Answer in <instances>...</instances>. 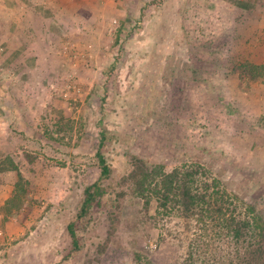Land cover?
Returning a JSON list of instances; mask_svg holds the SVG:
<instances>
[{
	"label": "rangeland",
	"instance_id": "rangeland-1",
	"mask_svg": "<svg viewBox=\"0 0 264 264\" xmlns=\"http://www.w3.org/2000/svg\"><path fill=\"white\" fill-rule=\"evenodd\" d=\"M2 1L17 8L22 0ZM231 1L104 0L98 28L75 27L74 38L64 28L66 10L56 14L65 62L55 90L37 87L18 101H51L58 118L42 127L40 156L0 160L9 159L0 177L7 186L0 188V264H135V252L154 264L183 260L193 223L150 214L137 224L141 201L133 197L122 202L108 241L106 214L93 211L78 233L82 249L65 259L67 225L99 175L101 137L114 173L132 156L166 172L200 167L264 221V72L253 83L247 59L235 55L247 50L245 38L264 44V0H250L251 13Z\"/></svg>",
	"mask_w": 264,
	"mask_h": 264
},
{
	"label": "trees",
	"instance_id": "trees-1",
	"mask_svg": "<svg viewBox=\"0 0 264 264\" xmlns=\"http://www.w3.org/2000/svg\"><path fill=\"white\" fill-rule=\"evenodd\" d=\"M240 1L249 13L254 12V3ZM244 44L247 45L244 54L235 52V55L247 59V69L252 72L249 79L253 81L264 72V47H260L264 44L256 45L249 42V38L244 39ZM104 142L101 137L96 152L99 175L85 188L78 212L67 225L70 246L65 259L82 249L83 238L78 233L90 227L93 211L105 212L110 229L108 241L114 223L119 222L122 202L133 197L141 201L137 224L172 215L185 223H193V237L185 256L181 262L173 264H264V221L254 213L252 206L237 195L232 193L231 197L228 191L218 189V182L210 179L200 167H177L166 172L162 166L150 167L143 159L132 156L122 171L114 173L112 163L104 156ZM7 161L9 159L0 162L1 173L6 170L2 166ZM133 262L154 264L139 252L133 253Z\"/></svg>",
	"mask_w": 264,
	"mask_h": 264
},
{
	"label": "crops",
	"instance_id": "crops-1",
	"mask_svg": "<svg viewBox=\"0 0 264 264\" xmlns=\"http://www.w3.org/2000/svg\"><path fill=\"white\" fill-rule=\"evenodd\" d=\"M103 2L22 0L17 8L5 1L0 2V46L5 49V53L0 56V64H4L8 70L7 73H0V94L3 96L0 101V160L22 155L23 152L29 156H40L37 152L43 142L45 129L42 127L46 120L58 118V107L51 101L46 104L41 101H18L21 94L33 93L37 87L43 93L55 90L54 78L65 62L59 55L54 31L56 27L52 25L53 22L58 24L56 14L62 12L65 15L66 10L64 28L74 38L75 27L90 30L98 28L101 24L99 7L104 5ZM75 14V17L80 18V27L75 23ZM62 115L70 117L68 112ZM3 173L0 172V177ZM4 186L0 183V188ZM50 186L54 188V182ZM58 186L59 183L55 187ZM5 200V197L0 199V206Z\"/></svg>",
	"mask_w": 264,
	"mask_h": 264
}]
</instances>
